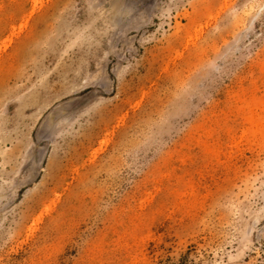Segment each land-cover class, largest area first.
Here are the masks:
<instances>
[{"label": "rangeland", "instance_id": "374dc122", "mask_svg": "<svg viewBox=\"0 0 264 264\" xmlns=\"http://www.w3.org/2000/svg\"><path fill=\"white\" fill-rule=\"evenodd\" d=\"M0 264H264V0H0Z\"/></svg>", "mask_w": 264, "mask_h": 264}]
</instances>
